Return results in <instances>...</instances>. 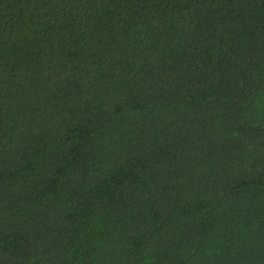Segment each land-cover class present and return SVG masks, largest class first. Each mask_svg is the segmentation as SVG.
<instances>
[{
    "label": "trees",
    "instance_id": "obj_1",
    "mask_svg": "<svg viewBox=\"0 0 264 264\" xmlns=\"http://www.w3.org/2000/svg\"><path fill=\"white\" fill-rule=\"evenodd\" d=\"M0 264H264V0H0Z\"/></svg>",
    "mask_w": 264,
    "mask_h": 264
}]
</instances>
